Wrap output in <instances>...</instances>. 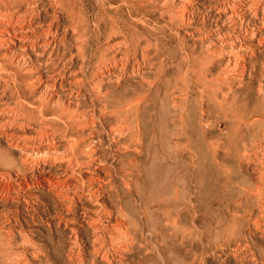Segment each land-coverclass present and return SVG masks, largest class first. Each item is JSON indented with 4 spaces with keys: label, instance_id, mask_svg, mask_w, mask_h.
Here are the masks:
<instances>
[{
    "label": "rangeland",
    "instance_id": "374dc122",
    "mask_svg": "<svg viewBox=\"0 0 264 264\" xmlns=\"http://www.w3.org/2000/svg\"><path fill=\"white\" fill-rule=\"evenodd\" d=\"M25 1L32 16L0 20L17 37L25 27L29 48L16 54L37 65L21 78L0 33V109L14 115L0 120V264H264V205L242 193L256 174L237 165L242 107L257 104L243 84L262 75L248 65L264 64V0Z\"/></svg>",
    "mask_w": 264,
    "mask_h": 264
},
{
    "label": "bare ground",
    "instance_id": "6f19581e",
    "mask_svg": "<svg viewBox=\"0 0 264 264\" xmlns=\"http://www.w3.org/2000/svg\"><path fill=\"white\" fill-rule=\"evenodd\" d=\"M23 3H24V0H21ZM27 1V0H26ZM25 1V2H26ZM30 1V0H29ZM35 1V0H34ZM39 1V0H38ZM49 1V0H48ZM53 1V0H52ZM167 1V0H166ZM55 2V1H54ZM19 4V5H17V3H16V5L17 6H14L13 4H12V2H10L9 0H0V20L2 19V18H7L9 21H7V22H5V23H7V25H13L14 23H20V21H19V19L21 18V19H23L25 16H26V14L27 15H29L28 13H29V11H31L30 9H29V6L31 5V3H30V5L28 4V3H26V4ZM150 3H151V1H150ZM39 4V3H38ZM40 4H42V3H40ZM47 4V3H46ZM63 4V3H62ZM261 4V3H260ZM34 4H32V9L34 8L35 9V5L33 6ZM37 5V4H36ZM60 5V4H59ZM58 5V6H59ZM165 5V4H164ZM264 5V4H263ZM39 7V6H38ZM41 7V6H40ZM59 7H63V6H59ZM118 7V6H117ZM262 7V6H261ZM31 8V7H30ZM187 8V7H186ZM258 8V7H257ZM260 8V7H259ZM264 8V7H263ZM51 9H53L52 7H51ZM63 9V8H62ZM104 10V9H103ZM248 10V9H247ZM258 10V9H257ZM177 11V10H176ZM55 12V11H54ZM100 12V11H99ZM241 12V11H240ZM260 12V11H259ZM258 12V13H259ZM185 13V12H184ZM255 13H256V11H255ZM234 14H236V13H234ZM250 14V13H249ZM261 14H263L262 12H261ZM256 16L257 15H260V14H255ZM264 15V14H263ZM29 16H32V15H29ZM35 16V15H34ZM33 16V17H34ZM18 17H20V18H18ZM26 17H28V16H26ZM48 17V16H47ZM52 17V16H51ZM258 17V16H257ZM261 17V16H260ZM31 19H33L32 17H30ZM259 18V17H258ZM262 18V17H261ZM29 19V18H28ZM31 19H29L30 20V22H34L33 20H31ZM101 19V18H100ZM28 20V21H29ZM233 20V19H232ZM231 20V21H232ZM3 21V20H2ZM2 21H0V25L2 24L3 25V23H2ZM25 21L26 20H22L21 22L22 23H25ZM26 22V23H29V22ZM46 21V20H45ZM259 21V20H258ZM261 22V21H260ZM31 23V24H32ZM38 23H40V21L38 22ZM43 23V22H42ZM51 24V23H50ZM53 24V23H52ZM17 25V24H16ZM24 26H25V24H23ZM33 25H34V23H33ZM47 25H49V24H47ZM46 25V27L48 28L49 26H47ZM262 25H264V24H262ZM6 26V25H5ZM11 26H9V28L11 27ZM14 26V25H13ZM12 26V27H13ZM19 26V25H18ZM29 26H30V24H29ZM50 26H52V25H50ZM84 26V25H83ZM8 27V26H7ZM11 27V28H12ZM28 27V26H27ZM8 28V30H10ZM15 28V27H14ZM13 28V29H14ZM20 28V31H18V32H20V35H19V37H17V35H18V33H16V31H14L13 30V33L15 32L17 35H13L12 34V32H9V31H7L6 29H4L5 31H7V43H9L10 44V46H9V48L7 49V51H6V49H5V51L4 52H6L5 54H4V59L6 58V59H11V61L10 62H8V63H10V66H12V70H17V72H19L18 74H22V75H20L21 76V78L22 77H24V76H26V74L28 75L29 73L30 74H32V72H31V70H33L32 69V67L35 69L36 68V66L33 64V63H30V62H28L27 60L25 61L23 58H21V57H19V56H17V54H16V48H19L20 47V49H22L23 50V52L26 54L27 53V49L29 48L28 46H27V43L26 44H24V42H27L30 38H29V35L27 34V33H24L25 31H22V30H24L25 29V27L23 28V26H20L19 27ZM30 28V27H29ZM34 28V27H33ZM33 28H30V29H32L33 31L35 30V28L33 29ZM36 28H38L37 26H36ZM47 28H46V30H45V28H43V30H45L46 32H47V34L49 33L48 32V30H49V28H48V30H47ZM2 29V28H1ZM22 29V30H21ZM30 29H29V31H30ZM42 29V28H41ZM53 28H51V30H52ZM264 29V28H263ZM4 30H2L1 32L3 33V31ZM38 30H40L39 28H38ZM50 30V31H51ZM87 30V29H86ZM27 31V30H26ZM33 31H30V33L32 32V33H35V32H33ZM42 31V30H41ZM0 32V33H1ZM38 33H39V31H37ZM52 32H54V31H52ZM2 33H1V35H2ZM41 33L42 32H40V34H39V36L41 35ZM4 34V33H3ZM11 34H12V36H11ZM37 34V33H36ZM43 34V33H42ZM45 34V33H44ZM256 34V33H255ZM263 34V33H262ZM1 35H0V37H1ZM49 36V35H48ZM51 36V35H50ZM33 37V36H32ZM34 37H36V35L34 34ZM33 37V38H34ZM38 37V36H37ZM41 37V36H40ZM44 37H45V35H44ZM43 36H42V38H44ZM2 38V37H1ZM0 38V39H1ZM5 38V37H4ZM254 38V37H253ZM37 39H39V38H37ZM2 40V39H1ZM0 40V41H1ZM3 40H5V39H3ZM32 40V39H31ZM34 40H35V38H34ZM33 40V41H34ZM42 40H44L43 41V43H44V45H48L49 43V41H47V40H49V39H42ZM52 40V39H51ZM60 40V39H59ZM253 40V39H252ZM6 41V40H5ZM38 41V40H37ZM80 41H82V40H80ZM79 41V42H80ZM255 41V40H254ZM39 42V41H38ZM51 42V41H50ZM84 42V41H83ZM259 42H261V43H263L264 42V40L263 39H260L259 40ZM30 44L32 43V42H29ZM33 43H35V42H33ZM33 43L31 44V45H33ZM37 43V42H36ZM41 44H42V42H40ZM39 43V44H40ZM60 43V42H59ZM258 43V42H257ZM6 44V43H5ZM63 44V43H62ZM68 44H70V43H68ZM83 44V43H82ZM35 45V44H34ZM52 45V44H51ZM258 45V44H257ZM1 46H3V45H1ZM73 46H75V45H73ZM260 46V45H259ZM263 46H264V43H263ZM6 47H7V44H6ZM31 47V46H30ZM36 47H37V45H35V46H33V48H30L31 50H34V49H36ZM45 47V46H44ZM43 47V48H44ZM49 47V46H48ZM70 47V46H69ZM78 47V46H77ZM120 48V47H119ZM258 48V47H257ZM256 48V49H257ZM264 48V47H263ZM40 49H42V47L40 46V48H39V56H43V54H44V51H42V50H44V49H42L41 51H40ZM1 50H2V48H1ZM47 50H48V48H47ZM52 50H53V47H52V49L50 50L51 52H52ZM111 50V49H110ZM260 50V49H259ZM258 50V51H259ZM46 51V50H45ZM58 51V50H57ZM34 52V51H33ZM37 52H38V49H37ZM252 52V51H251ZM250 52V53H251ZM98 53V52H97ZM128 53V52H127ZM47 54V53H46ZM44 55V56H47V55ZM56 53H54V54H51L52 56L53 55H55ZM63 53H60V55H62ZM93 54V53H92ZM122 54V53H121ZM215 54V53H214ZM19 55V54H18ZM20 55H21V53H20ZM24 55V54H23ZM33 55V54H32ZM99 55V54H98ZM216 55V54H215ZM239 55V54H238ZM247 55V54H246ZM250 55V54H249ZM2 56H3V54H2ZM37 56V55H36ZM36 56H34V57H36ZM50 56V55H49ZM57 56V55H56ZM63 56H65L64 54H63ZM32 57V56H31ZM30 57V58H31ZM59 57V56H58ZM62 57V56H61ZM260 57V56H259ZM2 58V57H1ZM49 58H51V57H49ZM49 58L47 57L46 59H48L49 60ZM79 58V57H78ZM243 59H244V57H242ZM253 58H255V57H253ZM3 59V58H2ZM3 59V60H4ZM27 59H28V57H27ZM59 59V58H58ZM63 58H61V60H62ZM64 59H66V57H64ZM70 58H68V60H69ZM74 59V58H73ZM88 59V58H87ZM127 59V58H126ZM142 59V58H141ZM163 59V58H162ZM45 60V59H44ZM44 60H43V62L41 63V64H43L44 63ZM53 59H51L50 61H52ZM56 60V59H55ZM82 60V59H81ZM38 61H40V60H38ZM46 61V60H45ZM58 61V60H57ZM65 61V60H64ZM69 61H71V60H69ZM150 61V60H149ZM256 63L258 62V61H256V60H254ZM2 62V61H1ZM6 62V61H5ZM27 62H28V64L30 63V65H29V68H27L28 67V65H27ZM47 62V61H46ZM54 62V61H53ZM52 62V63H53ZM61 62V61H60ZM116 62V61H115ZM2 63H4V62H2ZM8 63H6V65L8 64ZM36 63V62H35ZM58 63V62H57ZM122 63V62H121ZM256 63H254V62H252V64L251 65H248L249 66V71H251V73H252V76H251V78L253 79L254 78V75H256L255 73H257L255 70L258 68V67H260V69L258 68V70H260L261 72H262V75L260 74V76H259V79H258V77H257V82H256V85H254L253 87L251 86V84H243L244 85V92L243 93H246L247 95L249 94V95H252V96H254V101L257 103V104H255V105H250L247 101L245 102V104L243 105V107H242V111H243V113H244V119H242L241 120V122H242V124H243V126H244V128H243V130L245 131L244 132V135H241V143H243L242 144V149H241V152H239L238 153V156H237V165H238V167L240 168V170L242 169V168H245V167H249V168H251L253 171H254V174H256V177L254 178V182L252 183V184H250L249 185V187H243L242 188V193H243V196H244V201L245 202H247V201H249V200H254L255 202L257 201H259V205H261L260 206V211L261 210H263V209H261V207H262V205H264V64H262V65H260V64H256ZM40 64V65H41ZM63 64V63H62ZM3 65V64H2ZM25 65H27V66H25ZM32 65V66H31ZM117 65V64H116ZM133 65V64H132ZM38 66H39V64H38ZM49 67H50V65H48ZM47 66V67H48ZM111 66V65H110ZM122 66V65H121ZM237 66H239L240 67V75L242 76L243 75V73L245 72V71H247L246 69V64L245 63H238V61H237ZM3 67V66H2ZM8 67H9V65H8ZM7 67V68H8ZM45 67V66H44ZM62 67V66H61ZM112 67V66H111ZM140 67V66H139ZM146 67V66H145ZM52 68V67H51ZM62 68H64V67H62ZM102 68V67H101ZM4 70L3 71H5V68H3ZM9 69H10V67H9ZM52 69H54V66H53V68ZM68 69V68H67ZM104 69V68H103ZM106 69V68H105ZM138 69V68H137ZM136 69V70H137ZM11 70V69H10ZM47 70V69H46ZM50 70V69H49ZM55 70V69H54ZM57 70V69H56ZM59 70V69H58ZM61 70V69H60ZM108 70V69H107ZM106 70V71H107ZM152 70V69H151ZM7 72H8V70H6ZM5 71V72H6ZM40 71V70H39ZM52 71V70H51ZM65 71V70H64ZM124 71V70H123ZM38 72V71H37ZM63 72V71H62ZM34 73V72H33ZM39 73V72H38ZM53 73V72H52ZM51 73V74H52ZM57 73V72H56ZM67 73V72H66ZM70 73V72H69ZM97 73V72H96ZM101 73V72H100ZM114 73V72H113ZM130 73V72H129ZM128 73V74H129ZM259 73V72H258ZM9 74V73H8ZM15 74H16V72H15ZM29 74V75H30ZM42 74V73H41ZM40 74V75H41ZM61 74H63L64 75V72L63 73H61ZM112 74V73H111ZM36 75H38V74H36ZM60 75V74H59ZM65 75H67V74H65ZM71 74H69V76H70ZM76 75H77V73H76ZM104 75V74H103ZM137 75V74H136ZM3 76V75H2ZM50 76V75H49ZM55 76V75H54ZM61 76V75H60ZM60 76H59V78H60ZM73 76V78L75 77L74 75H72ZM72 76H70V78L72 77ZM96 76V75H95ZM116 76V75H115ZM129 76V75H128ZM28 77V76H27ZM42 76H40V77H38L39 78V80H36V81H38V83L39 84H41L42 83V80H45V79H42L41 78ZM48 77V76H47ZM47 77L45 76V78L47 79ZM30 78V77H29ZM50 78H51V76H50ZM62 78V77H61ZM69 78V79H70ZM94 78V77H93ZM226 78V77H225ZM68 79V78H67ZM102 79H104V78H102ZM109 79V78H108ZM121 79V78H120ZM124 79V78H123ZM144 79V78H143ZM239 79H241V78H239ZM245 79V78H244ZM250 79V78H249ZM2 80H4V79H2ZM22 80V81H21ZM27 80H28V78H27ZM51 80L52 81H55L54 80V78L52 79L51 78ZM58 80V79H57ZM99 80V79H98ZM251 80V79H250ZM20 81L21 82H23V79H20ZM48 81H49V78H48ZM62 81V80H61ZM64 81V80H63ZM68 81V80H67ZM71 81H72V79H71ZM71 81H69V83L71 82ZM76 81V80H75ZM100 81H101V79H100ZM103 81V80H102ZM118 81V80H117ZM120 81V80H119ZM226 81V80H225ZM237 81H240V80H238L237 79ZM252 81V80H251ZM250 81V82H251ZM25 82V81H24ZM30 82V81H29ZM57 82V84H58V82L59 81H56ZM56 82H55V84L54 85H56ZM110 82V81H109ZM145 82V81H144ZM143 82V83H144ZM149 82H150V80H149ZM152 82V81H151ZM155 82V81H154ZM157 82V81H156ZM254 81H252V83H253ZM0 83H4V82H0ZM26 83V82H25ZM33 83H34V81H33ZM44 83V82H43ZM46 83V82H45ZM51 83V82H50ZM63 83V82H62ZM65 83V82H64ZM68 83V82H67ZM74 85H75V83L74 82H72ZM77 83V82H76ZM82 83V82H81ZM100 83V82H99ZM237 83V82H236ZM241 83H243L242 81H241ZM246 83H247V81H246ZM35 84V83H34ZM48 84H49V82H48ZM59 84H61V82H59ZM118 84V83H117ZM155 84V83H154ZM32 85V84H31ZM44 85V84H43ZM91 85V84H90ZM114 85V84H113ZM145 85V84H144ZM148 85V84H147ZM227 85V84H226ZM242 85V84H241ZM27 86V85H26ZM39 86V85H38ZM41 86H42V84L40 85V88H41ZM50 86V85H49ZM58 86V85H57ZM68 86H71L70 84L68 85ZM67 86V87H68ZM152 86V85H151ZM156 86H157V84H156ZM224 86V85H223ZM34 87H35V85H34ZM34 87H32V89L34 88ZM36 87H37V84H36ZM34 88V90L35 89H39L38 87L37 88ZM43 87V86H42ZM45 87V86H44ZM43 87V88H44ZM80 87V86H79ZM97 87V86H96ZM225 87V86H224ZM223 87V88H224ZM240 87H242V86H240ZM46 88V87H45ZM70 88V87H69ZM116 88V87H115ZM152 88V87H151ZM47 89H49L48 88V86H47ZM50 89H52V88H50ZM54 89V88H53ZM23 90V89H22ZM30 90V89H29ZM40 90H42V89H40ZM80 90V89H79ZM100 90V89H99ZM115 90V89H114ZM149 90H150V88H149ZM182 90V89H181ZM3 91V90H2ZM2 91H0V92H2ZM51 91V90H50ZM49 90L47 91V92H50ZM68 91H70V90H68ZM103 91V90H102ZM121 91V90H120ZM231 91V88L229 87V86H226L225 87V92L223 91V94H222V99H227V97H228V94H229V92ZM246 91V92H245ZM7 92H8V90H7ZM11 92V91H10ZM9 92V93H10ZM30 92H31V90H30ZM34 92V91H33ZM33 92H32V94H33ZM44 92H45V90H44ZM100 92V91H99ZM109 92V91H108ZM8 93V94H9ZM18 93V92H17ZM35 93H38V92H35ZM43 93V92H42ZM39 94V96H41L42 95V97H44L43 95L44 94ZM66 93V92H65ZM2 94V93H1ZM0 94V95H1ZM11 94V93H10ZM22 94V93H21ZM86 94V93H85ZM91 94V93H90ZM101 94V93H100ZM104 94H106V93H103V95L101 96V95H99L100 97H105V99L107 98V96L108 95H110V94H106L107 96H105ZM2 95H4V93L2 94ZM16 95V94H15ZM19 95V94H18ZM18 95H16V96H18ZM51 95V94H50ZM53 95H55V94H53ZM69 95H71V94H69ZM79 95V94H78ZM115 95V94H114ZM8 96H10V95H8ZM66 96V95H65ZM89 96V95H88ZM110 96H112V95H110ZM3 97V96H2ZM12 97V96H11ZM19 97V96H18ZM31 97V96H30ZM48 97H49V95H48ZM47 97V98H48ZM245 97H246V95H245ZM39 98V97H38ZM50 98V97H49ZM48 98V99H49ZM53 98V97H52ZM51 98V99H52ZM60 98V97H59ZM74 98V97H73ZM97 98V97H96ZM140 98V97H139ZM179 98V97H178ZM1 96H0V104H1ZM6 99V98H5ZM9 99H11V98H9ZM29 99V98H28ZM51 99H49V100H51ZM93 99V98H92ZM104 99V98H103ZM176 99H177V97H176ZM251 99H253V97L251 98ZM62 100H63V98H62ZM132 100V99H131ZM81 101V100H80ZM134 102H133V104H131L130 106H128V107H126V108H124V111L125 112H131L133 109H135V110H138L139 109V106H140V100L138 99V98H136V99H134L133 100ZM252 101V100H251ZM20 102V101H19ZM77 102H79V101H77ZM106 102V101H105ZM173 102H175V101H173ZM9 103V102H8ZM11 103V102H10ZM33 103V102H32ZM31 103V104H32ZM53 103V102H52ZM60 103H62V101H60ZM66 103V102H65ZM67 103H68V101H67ZM89 103V102H88ZM20 104H22V103H20ZM20 104H18V105H20ZM70 104V103H69ZM74 104V103H73ZM79 104V103H78ZM252 104V103H251ZM3 105V104H2ZM43 105H44V103H43ZM95 105V104H94ZM17 106V105H16ZM42 106V105H41ZM57 106V105H56ZM63 106V105H62ZM67 106V105H66ZM70 106V105H69ZM108 106V105H107ZM30 107V106H29ZM100 107V106H99ZM104 107V106H103ZM11 108H13V107H11ZM19 108V107H18ZM22 108H23V106H22ZM42 108V107H41ZM65 108H67V107H64V109ZM105 108H107V107H105ZM36 109V108H35ZM47 109V108H46ZM2 110L3 109H0V120H2V119H5V117L7 118V117H9L10 118V115L12 114V112H10L9 111V116H7V115H5V113H3L2 112ZM84 110V109H83ZM36 111V110H35ZM92 112V111H91ZM106 112V111H105ZM95 113V112H94ZM17 114V113H16ZM82 114V113H81ZM13 115V114H12ZM18 116H19V113L17 114ZM29 115V114H28ZM100 115H101V113H100ZM14 116V115H13ZM12 116V117H13ZM68 116H69V114H68ZM112 116V115H111ZM103 117H104V114H103ZM13 118H15V117H13ZM13 118H11V119H13ZM23 118V117H22ZM42 118V117H41ZM53 118V117H52ZM55 118V117H54ZM58 118V117H57ZM67 118V117H66ZM101 118V117H100ZM137 118V117H136ZM10 119V120H11ZM19 119H20V117H19ZM33 119V118H32ZM43 119V118H42ZM82 119H84V118H82ZM7 120V119H6ZM9 120V119H8ZM7 120V121H8ZM22 120V119H21ZM78 120V119H77ZM13 121V120H12ZM35 121V120H34ZM80 121V120H79ZM120 121V120H119ZM118 121V122H119ZM4 122H6V121H4ZM92 122V121H91ZM101 122V121H100ZM114 122V121H113ZM40 123V122H39ZM53 123V122H52ZM96 123H97V120H96ZM31 124V123H30ZM44 124V123H43ZM15 125V124H14ZM89 125V124H88ZM72 126V125H71ZM94 126H95V124H94ZM100 126V125H99ZM122 126V125H121ZM8 127H10V126H8ZM32 127V126H31ZM96 127V126H95ZM5 128H7L6 126H5ZM5 128H3V129H5ZM20 128V127H19ZM39 128H40V126H39ZM56 128H58V127H56ZM82 128V127H81ZM81 128H80V130H81ZM89 128V127H88ZM123 128V127H122ZM26 129H27V127H26ZM71 129V128H70ZM120 129V128H119ZM16 130V129H15ZM20 130V129H19ZM24 130V129H23ZM33 130H35L34 128H33ZM41 130V129H40ZM1 131V130H0ZM3 131V130H2ZM31 131V130H30ZM137 131V130H136ZM37 132V131H36ZM45 132H48L49 133V131H45ZM85 132V131H84ZM237 132L239 133V130H237ZM1 133H3V132H1ZM6 132H4L3 134L4 135H6L5 134ZM39 133V132H38ZM112 133V132H111ZM2 134V135H3ZM46 134V133H45ZM53 134V133H52ZM117 134V133H116ZM9 135V134H8ZM23 135V134H22ZM41 135V134H40ZM125 135V134H124ZM9 136H11V135H9ZM15 136V135H14ZM53 136V135H52ZM65 136V135H64ZM117 136V135H116ZM23 137V136H22ZM22 137L20 138V139H22ZM25 137V136H24ZM118 137V136H117ZM11 138V137H10ZM9 138V139H10ZM29 138V137H28ZM52 138V137H51ZM112 138V137H111ZM120 138V137H119ZM121 138H122V136H121ZM126 138H127V136H126ZM18 139V138H17ZM40 139H43V138H41L40 137ZM39 139V140H40ZM54 139H55V137H54ZM11 140V139H10ZM52 140V139H51ZM65 140V139H64ZM21 141V140H20ZM25 142H27V141H25ZM49 142V141H48ZM59 142V141H58ZM67 142V141H66ZM12 143H13V141H12ZM22 143V142H21ZM34 143V142H33ZM40 143V142H39ZM41 143H42V141H41ZM101 143V142H100ZM126 143V142H125ZM137 143V142H136ZM245 143H248V144H245ZM9 144V143H8ZM19 144V143H18ZM23 144V143H22ZM50 144V143H49ZM113 144V143H112ZM119 144V143H118ZM111 145V144H110ZM114 145H115V143H114ZM134 145V144H133ZM8 146V145H7ZM34 146V145H33ZM57 146V145H56ZM71 146H72V144H71ZM39 147V146H38ZM53 147V146H52ZM61 147H62V145H61ZM134 147V146H133ZM138 147H139V144H138ZM137 147V148H138ZM25 148H26V146H25ZM35 148H37V146L35 147ZM42 148V147H41ZM47 148V147H46ZM129 148V147H128ZM128 148H127V150H128ZM136 147H135V149H137ZM21 149V148H20ZM27 149V148H26ZM25 149V150H26ZM32 149V148H31ZM117 149V148H116ZM122 149V148H121ZM126 149V148H125ZM129 149H131V147L129 148ZM12 150V149H11ZM23 150V149H22ZM41 150V149H40ZM50 150V149H49ZM118 150V149H117ZM122 150H124V148L122 149ZM134 150V149H133ZM138 150V149H137ZM30 151V150H29ZM120 151V150H119ZM119 151H118V153H119ZM125 151V150H124ZM26 152V151H25ZM48 152V151H47ZM46 152V153H47ZM55 152V151H54ZM95 152V151H94ZM93 152V153H94ZM104 152V151H103ZM116 152V151H115ZM126 152V151H125ZM124 152V153H125ZM28 153V152H27ZM37 153V152H36ZM49 153V152H48ZM59 153V152H58ZM73 153V152H72ZM118 153H117V156H118ZM120 153H123V151L121 152L120 151ZM22 154V153H21ZM95 154V153H94ZM26 155V154H25ZM44 155V154H43ZM51 155V154H50ZM54 155V154H53ZM87 155V154H86ZM113 155H115V154H113ZM121 155V154H120ZM103 156V155H102ZM122 156H123V154H122ZM28 157V156H27ZM30 157V156H29ZM38 157V156H37ZM40 157V156H39ZM119 157V156H118ZM117 157V158H118ZM134 157H135V155H134ZM56 158V157H55ZM62 158V157H61ZM72 158V157H71ZM71 158H69V159H71ZM78 158V157H77ZM113 158V157H112ZM122 158V157H121ZM120 158V159H121ZM20 159V158H19ZM23 159V158H22ZM27 159V158H26ZM34 159V158H33ZM40 159V158H39ZM63 159V158H62ZM89 160H90V157L88 158ZM119 160V159H118ZM134 160V159H133ZM24 162L26 161V160H23ZM23 161H21V162H23ZM46 161H47V159H46ZM45 161V162H46ZM71 161V160H70ZM108 161V160H107ZM121 161H122V159H121ZM128 161V160H127ZM49 162H50V160H49ZM66 161H64V162H62V163H65ZM95 162V161H94ZM116 162V161H115ZM118 162V161H117ZM117 162H116V164H117ZM119 162H120V160H119ZM123 162V161H122ZM78 163V162H77ZM83 163V162H82ZM96 163V162H95ZM134 163V162H133ZM26 164V163H25ZM45 164V163H44ZM97 164V163H96ZM113 164V163H112ZM130 164V163H129ZM132 164V163H131ZM34 165H35V163H34ZM124 165H127V164H124ZM36 166V165H35ZM80 166V165H79ZM89 165H87V167H88ZM106 166V165H105ZM115 166V165H114ZM104 168V167H103ZM106 168V167H105ZM119 168V167H118ZM123 168V167H122ZM141 169V168H140ZM129 170V172L131 171L130 169H128ZM132 170H133V168H132ZM244 170V169H243ZM246 170H249V169H246ZM29 171V170H28ZM122 171V170H121ZM245 171V170H244ZM30 172V171H29ZM108 172V171H107ZM110 173V172H109ZM108 173V174H109ZM124 173V172H123ZM99 174V173H98ZM120 174V173H119ZM253 174V175H254ZM177 175V174H176ZM12 176V175H11ZM16 176V175H15ZM73 176V175H72ZM112 176V175H111ZM17 177V176H16ZM19 177V176H18ZM69 177V176H68ZM78 177V176H77ZM123 177H125L124 175H123ZM15 179H17V178H15ZM20 179V178H19ZM55 179H58V178H55ZM105 179H107V178H105ZM110 179V178H109ZM125 180V178H122V180ZM130 179H131V176H130ZM3 180V178L1 179V181ZM51 180V179H50ZM53 180V179H52ZM97 180V179H96ZM123 180V181H124ZM7 181V180H6ZM21 181V180H20ZM74 181V180H73ZM100 181V180H99ZM103 181V180H102ZM109 181V180H108ZM107 181V182H108ZM43 182V181H42ZM67 182V181H66ZM25 183V182H24ZM71 183V182H70ZM104 183V182H103ZM106 183V182H105ZM114 183V182H113ZM116 183V182H115ZM128 183V182H127ZM42 184V183H41ZM69 184V183H68ZM92 184H93V182H92ZM100 184H101V182H100ZM110 184V183H109ZM135 184V183H134ZM23 185V184H22ZM37 185V184H36ZM64 185V184H63ZM62 185V186H63ZM74 186V185H73ZM91 186V185H90ZM5 187V186H4ZM43 187V186H42ZM60 187V186H59ZM64 187V186H63ZM77 187V186H76ZM101 187V186H100ZM109 187V186H108ZM126 187V186H125ZM132 187V186H131ZM116 188V187H115ZM133 188H135L134 186H133ZM61 190V189H60ZM126 190V189H125ZM130 190V189H129ZM58 191V190H57ZM76 191V190H75ZM107 191H109V190H107ZM8 192V191H7ZM64 192V191H63ZM67 192V191H66ZM5 193V192H4ZM73 193V192H72ZM76 193V192H75ZM105 193V192H104ZM64 194V193H63ZM95 194V193H94ZM59 196V195H58ZM99 196V195H98ZM105 196V195H104ZM27 197V196H26ZM75 197V196H74ZM16 198V197H15ZM65 198V197H64ZM112 198V197H111ZM18 199H19V197H18ZM35 199V198H34ZM120 199V198H119ZM239 199H241V198H239ZM36 200V199H35ZM38 200V199H37ZM61 201V200H60ZM131 202V201H130ZM71 203V202H70ZM83 203V202H82ZM75 205V204H74ZM101 205V204H100ZM256 205H257V203H256ZM259 205H257L258 206V208H259ZM29 206V205H28ZM102 206H104V205H102ZM65 207V206H64ZM68 207H69V205H68ZM264 207V206H263ZM103 208V207H102ZM66 209H68V208H66ZM56 210V209H55ZM145 210V209H144ZM264 211V210H263ZM87 212V211H86ZM58 213V212H57ZM107 213V212H106ZM109 214V213H108ZM4 215V214H3ZM64 215V214H63ZM261 216L262 214H257V216ZM264 215V214H263ZM85 216V215H84ZM95 216V215H94ZM60 217V216H59ZM262 217V216H261ZM57 218H58V216H57ZM64 218V217H63ZM86 218V217H85ZM91 218V217H90ZM93 218V217H92ZM254 218H257V217H254ZM251 219V218H250ZM249 219V220H250ZM260 219V218H259ZM259 219L257 218L256 219V222L257 221H259ZM262 219V218H261ZM61 220V219H60ZM68 220V219H67ZM98 220V219H97ZM95 221V220H94ZM93 221V222H94ZM142 221V220H141ZM255 221V220H254ZM262 221H263V219H262ZM92 222V221H91ZM111 222V221H110ZM97 223V222H96ZM122 223V222H121ZM65 224V223H64ZM72 224V223H71ZM123 225H124V223H122ZM121 224H119V226H120ZM248 225V224H247ZM263 225V224H262ZM22 226V225H21ZM67 226V225H66ZM89 227V226H88ZM95 227V226H94ZM103 227V226H102ZM117 227V226H116ZM249 227H250V225H249ZM73 228V227H72ZM93 228V227H92ZM125 228H126V230H127V226H125ZM258 228H259V226H258ZM257 228V229H258ZM70 229V228H69ZM112 229V228H111ZM114 230H116L117 232H119L116 228H113ZM120 230L122 229L123 230V228H119ZM13 230V229H12ZM68 230V229H67ZM75 230V229H74ZM94 230H95V228H94ZM102 230V229H101ZM114 230H112V231H114ZM122 230L118 233L119 234V236H121V235H123L121 232H122ZM92 231H93V229H92ZM116 231H114V232H116ZM125 231V230H124ZM123 231V233H125ZM128 231V230H127ZM130 231V230H129ZM27 232V231H26ZM75 232V231H74ZM121 233V234H120ZM128 234H130V233H128ZM127 234V235H128ZM105 235H106V233H105ZM117 235V234H116ZM75 236V235H74ZM124 236V235H123ZM130 236V235H129ZM133 236V235H132ZM110 237V236H109ZM122 237V236H121ZM128 237V236H127ZM127 237H125L126 239V242L127 243H129L130 244V238H129V241L127 240ZM142 237V236H141ZM100 238H101V236H100ZM111 238H112V236H111ZM246 238V237H245ZM81 239V238H80ZM121 240H122V238H121ZM124 240V239H123ZM125 240H124V242L123 243H125ZM131 240H132V238H131ZM135 241V240H134ZM98 242V241H97ZM104 242V241H103ZM139 242V241H138ZM99 244V243H98ZM141 244V243H140ZM121 245L123 246V244H122V242H121ZM126 245V244H125ZM125 245H124V247H125ZM132 245V244H131ZM109 246V245H108ZM127 246H129L128 244H127ZM126 246V247H127ZM81 247V246H80ZM80 247H78V248H80ZM123 247V248H124ZM118 249V248H117ZM76 250V249H75ZM94 250V249H93ZM97 250V249H96ZM117 251V250H116ZM78 252V251H77ZM76 252V253H77ZM118 252V251H117ZM124 252V251H123ZM95 253V252H94ZM127 253V252H126ZM129 253V252H128ZM94 255V254H93ZM99 256V255H98ZM116 256V255H115ZM80 257V256H79ZM73 258V257H72ZM95 258V257H94ZM110 258V257H109ZM118 258V257H117ZM116 258V259H117ZM68 259H70V258H68ZM76 259H78V258H76ZM75 259V260H76ZM96 259V258H95ZM104 259H106V258H104ZM71 260V259H70ZM121 260V259H120ZM133 260V259H132ZM105 261V260H104ZM116 261V260H115ZM112 262V261H111ZM85 263V262H84ZM105 263V262H104ZM106 263H108L107 261H106ZM110 263V262H109ZM126 263V262H125ZM163 263V262H162ZM79 264V263H78Z\"/></svg>",
    "mask_w": 264,
    "mask_h": 264
}]
</instances>
